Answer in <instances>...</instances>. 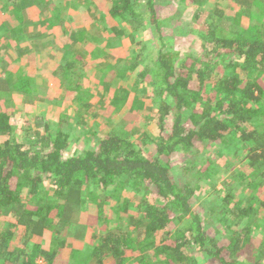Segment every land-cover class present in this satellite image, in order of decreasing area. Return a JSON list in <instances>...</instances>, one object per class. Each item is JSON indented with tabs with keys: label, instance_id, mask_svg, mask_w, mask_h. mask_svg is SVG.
Wrapping results in <instances>:
<instances>
[{
	"label": "trees",
	"instance_id": "trees-1",
	"mask_svg": "<svg viewBox=\"0 0 264 264\" xmlns=\"http://www.w3.org/2000/svg\"><path fill=\"white\" fill-rule=\"evenodd\" d=\"M231 1L232 13L218 7L204 16L194 13L191 31L202 52L193 55L175 52L161 33L169 18L158 16L156 7L170 5V0H107L111 17L128 15L134 28L139 25L153 35L137 43L141 49L133 51L126 72L118 61L107 69L114 72L109 88L115 98L117 84L143 64L124 90H148L142 99L151 113L138 108L134 116L150 119V150L131 139L134 117L109 126L95 147L66 154L69 133L52 132L46 123L37 144L25 146L9 124V114L0 112V264H56L63 234L73 231L81 238L88 228L72 221L74 209L85 212L88 204H96L100 219L108 221L104 214L112 201L119 224L126 228L129 219L141 215L137 233L105 225L88 258L78 256L74 263L263 264L264 246L260 254L247 249L252 228L233 225L223 241L220 232L208 238L204 221L211 222L192 208L193 195L209 176L207 168H199L204 157L196 154L197 146L206 152L237 141L241 148L247 145V163L237 179L245 182L243 191L253 187L257 194L228 213L240 220L261 214L264 224V196L259 197L264 190V0ZM5 88L0 83V95ZM9 89L31 93L32 84L21 78ZM173 158L180 160L179 166ZM124 184L136 193L134 206L121 193ZM231 197L222 198L224 207ZM44 235H51L49 245L34 242Z\"/></svg>",
	"mask_w": 264,
	"mask_h": 264
},
{
	"label": "rangeland",
	"instance_id": "rangeland-1",
	"mask_svg": "<svg viewBox=\"0 0 264 264\" xmlns=\"http://www.w3.org/2000/svg\"><path fill=\"white\" fill-rule=\"evenodd\" d=\"M84 1L88 4L84 5L83 3H80V0H53L51 3H48V0H42V2H44L42 4H49L48 7L51 13L55 10V12L62 14L58 17L54 16L56 20L62 19L65 20V22L63 21V24L67 23L65 26H59L61 29L63 28L64 32L63 39L60 40V43L66 45L68 41H70L68 46L71 49L76 48L73 55L80 56L79 58L81 60L84 58V65L78 60L74 67L76 72L74 79L79 83L73 84L70 82L71 77H66V81L60 83L61 89L52 84H50L49 88L48 83H44V80L40 81L41 76L36 74L38 73L36 71L37 65H34L32 66L31 74L36 75L33 77L34 80L36 79L34 81L36 85L32 88L34 91L32 97L19 98L15 93H11L9 96V103H0V111L7 110L9 112V124L14 128V132L21 134L19 142L25 146L37 144L38 140L36 139L39 135H42L41 129L46 123L50 124L52 132L56 131V129H60L63 132L69 133V150L66 151V154L67 152L70 154L72 152H79L83 149L95 147L97 140L103 135V132L105 133L108 130L109 126H118V124L124 123L125 118L134 117L130 120L131 123L134 124V121L136 123L133 130L134 135L131 139L134 144L139 143L138 145L141 147L149 148L150 150V147L154 145H151L152 141L148 140L149 135L151 134L150 125L148 123L150 119L140 120L134 116V112L138 108H141V110L143 109L144 113H151V106L142 99L146 98L148 90L145 88L138 92H128L127 90H124L127 89L128 82L133 81V77L141 73L143 64L141 63V68L136 70L138 74L133 72V75L127 77L126 81H124V83H127L126 88H124L123 82L117 84L118 93L114 98V93L109 88L110 80L108 77L110 75L107 74L103 78L98 75L97 72L96 67L102 62V60L89 64L91 61L86 59L88 53L83 47L90 45L88 41L92 38H90V35L94 36L97 38V43H99L101 50L120 48L122 53L127 55L130 54V57L128 56L129 58L125 64L128 66L134 60L132 57L134 54L132 53L133 50L141 49V47L137 46V43L142 41L148 42L153 35L148 29L142 30L143 28L139 25L138 28L129 32L127 25H130L131 20L128 18V15L126 16V19L121 21V23L127 24H125V28L127 29L123 34L117 32L112 26L106 28L100 27L96 30V34H92L94 32H92L93 25L96 26L101 23L100 14L97 16L95 12H97V10H102L103 4L95 2L96 0ZM170 1V5H157L156 12L162 19L169 18L168 21L164 22L166 25H163L161 28V33L170 38L169 41H171V46H173L175 52L180 53L186 52L197 55L202 52L201 42L196 41L195 35L191 31V27L194 24V13H200V15L203 13L204 16L217 7L222 8L227 12H233L231 0ZM89 2L93 3L90 4ZM90 10L93 14L89 13ZM117 22H120V20ZM123 24H121L119 28L123 29ZM46 25L49 26L50 24L46 22ZM130 27L133 28L131 25ZM139 30H142L141 34L147 38L146 40H144L145 37L139 34ZM68 33L72 34V40L66 36ZM86 33L89 34V37ZM74 34H76V36H74ZM127 34L129 37L125 38L124 35ZM53 37L56 38L58 36L55 35ZM41 41L42 43L39 46V49H45V44L50 42L49 40H42V37ZM92 46L93 45H91V47ZM48 47L49 49L47 50L49 51L53 48L50 45H48ZM209 47L210 46H207V49ZM65 49L69 48L66 47ZM142 54L144 59L147 58L145 49L142 51ZM109 61L111 60H108L105 57L104 66H106ZM74 62V60H71V64ZM125 65L123 64V66ZM127 66L122 67L121 71L124 72ZM54 71L57 70L54 69ZM81 74H83V77L81 80H78L81 78ZM242 75L243 74H241V76ZM261 82L264 84L263 80ZM56 92H60V94L57 95L55 94ZM78 92L80 93L79 95H81L82 92L84 94L81 101L79 99H74ZM1 98L9 99L4 97ZM142 100L143 103L141 102ZM84 103L88 105V107L82 109V106H86ZM108 120L109 122L106 124L105 121ZM129 125L130 128L133 126L132 124ZM242 145L241 142L238 143L237 141L229 146L217 144L207 148L206 152H202L200 144L197 146L196 154L204 157L198 164L199 168H207L209 176L206 178L204 177L201 180L199 189L193 195L192 208L198 210L203 218L205 217L208 219L207 222H211L206 223V220L204 221V226L206 227L205 231L207 236H209L208 238H212V236L216 233L219 234L220 232L222 236H219L218 238L220 241H223V237L225 236L228 227L233 225L239 224L238 226L240 228L242 226L252 228V243L247 246V249L250 250L249 253L251 254H255V252H259L260 254V249L264 246V224L263 220H261V218H263L261 214L255 215L256 213H252L249 218L240 220L237 219L234 214L228 213V211L230 212L240 200L243 206L247 205L248 196L257 194L256 189L253 187L243 191L242 188L245 182L238 180L236 176L240 174L238 171L239 168L247 163V160L243 161V157L246 156L243 152L247 148V145H244V147L241 148ZM192 159H195V156H193ZM179 161L177 158L172 159V163L175 164V167L180 165ZM120 190L122 195L131 201L132 206L137 203L136 193L129 184H124ZM110 191L111 190H108L107 192ZM225 194H230L232 197L229 206L224 207L225 204H223L222 198ZM262 196H264V190L259 194L260 198H262ZM108 206L109 208L106 207L107 210L104 214V217L108 216V221L104 218L100 219L98 205L96 204H88L85 212H81L82 210H78L77 208L74 209L72 221L77 225L88 227L89 230L88 228L87 230H83L84 236L81 238H76L75 232L73 231L63 234L64 246L59 249V257L56 264H76V262L74 263L73 261L74 259L76 260L78 256L84 258L82 260L88 258L91 248L96 244V241L106 227H120L134 231L138 230L139 222L141 220L140 214L136 213L134 217L129 219L126 222L128 225L126 228L124 223V225L119 224L122 222L117 220L116 203L112 201ZM262 209L263 207H259V210ZM219 217L223 221H218L217 218ZM135 233H137V231ZM91 235L92 237H95V240L89 242ZM50 237L51 235L48 237L44 235L40 238H33V240L42 245H49ZM159 237L160 235H158V238ZM262 258V263L264 264V257Z\"/></svg>",
	"mask_w": 264,
	"mask_h": 264
},
{
	"label": "crops",
	"instance_id": "crops-1",
	"mask_svg": "<svg viewBox=\"0 0 264 264\" xmlns=\"http://www.w3.org/2000/svg\"><path fill=\"white\" fill-rule=\"evenodd\" d=\"M51 1L53 0H48V3H51ZM95 2L103 4V9L100 11L97 10V12H95L97 16L100 14L101 23L99 25L97 24L96 26L93 25L92 32H94L92 34H96V30L98 28H106L108 26L114 27L117 32L122 34L127 28L129 29V32L136 29L131 23L130 25L133 28H131L130 25H127L126 23L125 24L127 25V28H125V24L121 23V21L126 19V17L120 19L115 18L114 16L111 17L107 9V0H96ZM42 3H44L42 0H0V83L6 85L5 90H3L2 94L0 95V103H9L8 101H10L9 96L11 93H15L19 98L32 97L34 92L33 89L31 93H25L22 91L11 90L12 88H9L12 87L13 84H16L21 78L29 79L32 84V88H34L36 85L34 83L36 79H33L35 74H31L32 66L34 65H37L36 71L38 73L36 74L41 76L40 81L44 80V83H48L49 88L50 84H52L53 86L55 85V87H60L61 89L60 83H62V81H66V77H71L70 82L73 84L79 83L76 79H74L76 75L74 67L78 60H80L81 64L84 65V58L81 60L79 58L80 56L73 55V52H75L76 48L71 49L68 46L70 41H68L66 45L60 43V40L63 39L64 32L63 28L61 29L59 26H65L67 23L63 24V21L65 22V20L62 19L56 20L54 16L58 17L62 14L55 12V10H53L55 13H51L48 7L49 4L46 5ZM80 3H83L84 5L88 4L84 0H80ZM89 3L92 4L93 2ZM89 13L93 14L91 10ZM118 20H120V22H117ZM46 22L50 25L47 26ZM121 24L124 25L123 29L119 28ZM144 29L147 28H143L142 30ZM142 30H139V34L142 33ZM86 34L89 37V34ZM55 35L58 37L54 38L53 36ZM66 36H68L70 39L72 38V34L68 33ZM74 36H76V34H74ZM124 36L125 38L129 37L128 34ZM41 37L42 40H49L50 42L45 44V49L40 48V50L39 46L42 43ZM90 38L91 39L88 40L90 45H86L83 47V49L88 53L86 59L91 61L89 64H93L95 61L102 60V62L96 67L98 75L103 78L107 74L111 76V74L114 72L108 71V66L116 63L117 61L119 62L117 64L120 65L121 68L127 66L125 64L127 59L130 57V54L127 55L122 53L120 48L101 50L99 43H97V38L91 35ZM146 39L147 38L145 37L144 40ZM48 45L53 47L51 51L47 50L49 49ZM91 45L93 46L91 47ZM66 47L69 49H65ZM105 57L108 60H111L106 66H104ZM71 60H74L75 62L71 64ZM123 64L125 66H123ZM54 69L57 71H54ZM110 76L108 78H110ZM80 77L81 78L78 80L82 79L83 74H81ZM55 94L58 95L60 92H56ZM79 94L80 93L78 92L74 99H77ZM1 97L9 99L7 100ZM0 112L9 114L7 110H1Z\"/></svg>",
	"mask_w": 264,
	"mask_h": 264
},
{
	"label": "built area",
	"instance_id": "built-area-1",
	"mask_svg": "<svg viewBox=\"0 0 264 264\" xmlns=\"http://www.w3.org/2000/svg\"><path fill=\"white\" fill-rule=\"evenodd\" d=\"M41 262H42V260H38V262H37V263H38V264H41Z\"/></svg>",
	"mask_w": 264,
	"mask_h": 264
}]
</instances>
